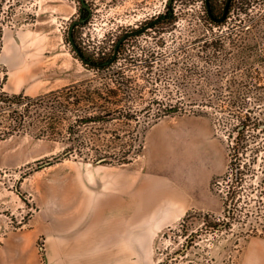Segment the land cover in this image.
Instances as JSON below:
<instances>
[{
    "label": "rangeland",
    "instance_id": "obj_1",
    "mask_svg": "<svg viewBox=\"0 0 264 264\" xmlns=\"http://www.w3.org/2000/svg\"><path fill=\"white\" fill-rule=\"evenodd\" d=\"M85 2L90 11L79 0H0V70L5 76L0 93L34 97L43 90L93 77L94 71L83 65L69 41L68 30L75 20L84 19L72 30L76 46L84 56L98 60L111 55L125 34L165 14L159 23L123 41L120 63L130 66L129 74L142 86L144 96L164 101L169 97L171 103L184 106V111L160 120L173 122L198 115L210 121L223 168L211 180L205 208L192 209L175 222L157 229L158 222L173 219L166 217L164 209L141 204V223L145 224L139 226L134 255L99 257V264H247L249 245L255 243L264 251V204L251 202L246 207V226L212 227L223 220V201L232 182L228 148L235 120L228 102L246 98V106L264 118V0H234L220 25L206 19L205 0H172L169 8L167 0ZM225 2L209 0L216 15L222 13ZM222 34L227 37L222 48H205V39ZM11 50L18 64L4 66V54ZM146 59H151L150 69L143 67ZM258 97L262 102L254 104ZM155 112L153 107L150 113ZM259 141L263 168L244 176V183L251 185L243 191L249 197L261 191L264 195V130ZM61 150L60 143L27 133L0 140V215L13 228L29 224L36 214L53 215L42 221L46 231L37 240L35 264H79L81 258L71 251L81 244L79 236L61 241L52 235L55 226L51 222L59 220L63 228L71 227L70 219L81 211L85 192L91 194V209L102 212L100 177L116 168H137L141 162L140 155L120 167H97L77 160L58 161L55 157ZM248 224L256 230L246 233ZM94 237L97 252L108 253L107 236ZM52 240L68 249L50 250Z\"/></svg>",
    "mask_w": 264,
    "mask_h": 264
},
{
    "label": "trees",
    "instance_id": "obj_2",
    "mask_svg": "<svg viewBox=\"0 0 264 264\" xmlns=\"http://www.w3.org/2000/svg\"><path fill=\"white\" fill-rule=\"evenodd\" d=\"M233 2L218 25L227 19ZM210 9L214 17L221 16L215 14L212 5ZM205 15L209 23H214L207 9ZM226 38L222 34L205 39L204 45L208 44L205 48L218 50ZM120 54L119 47L111 64L98 68L87 66L94 71L93 77L38 96L0 93V140L27 133L60 143L62 150L55 157L58 161L77 160L114 167L132 163L142 154L147 130L161 117L185 108L178 105L179 102L171 103L169 97L164 101L159 97L144 96L142 86L129 74L130 66L120 63ZM111 55L98 60L85 57L93 62H104ZM150 60H144L143 67L150 69ZM245 99L233 98L228 102L235 120L229 133L231 146L228 148L232 182L223 201V220L214 224V229L231 230L234 223L246 226L249 221L246 207L251 202L264 204L263 191L255 197L245 196L243 192L246 187H251L244 183V176L263 168L259 161L263 150L259 137L264 130L261 127L264 125L263 114L246 106ZM257 102H262V98H255L254 104H259ZM153 107L156 112L151 114ZM242 209H245L244 213ZM246 230L248 233L256 228L248 224Z\"/></svg>",
    "mask_w": 264,
    "mask_h": 264
},
{
    "label": "crops",
    "instance_id": "obj_3",
    "mask_svg": "<svg viewBox=\"0 0 264 264\" xmlns=\"http://www.w3.org/2000/svg\"><path fill=\"white\" fill-rule=\"evenodd\" d=\"M2 64H18L12 50L6 51ZM4 77L0 70V84ZM49 91L51 89L43 90L41 94ZM218 157L219 140L206 118L160 120L146 132L137 168H116L100 177V203L105 215L103 211L91 209V194L85 192L81 211L72 214L71 227L65 229L59 220H54L51 222L55 226L52 235L61 241L64 237L79 236L81 244L71 247L81 258L79 264H99V257L133 256L134 241L137 244L139 241V226L145 224L141 223V204H146L147 209H164L166 217L173 219L158 222V228L160 224L179 220L192 209L205 208L204 198L211 180L223 169ZM73 201L75 203L76 199ZM51 216L50 213L41 217L36 214L29 224L13 228L10 220L0 215V264H35L37 240L46 231L42 221L48 217L51 220ZM95 234L107 236L108 253L97 252ZM48 246L58 252L68 249L56 240L49 241ZM135 248L138 251V245ZM246 255L247 264H264V251L255 243L249 245Z\"/></svg>",
    "mask_w": 264,
    "mask_h": 264
},
{
    "label": "water",
    "instance_id": "obj_4",
    "mask_svg": "<svg viewBox=\"0 0 264 264\" xmlns=\"http://www.w3.org/2000/svg\"><path fill=\"white\" fill-rule=\"evenodd\" d=\"M232 0H226L224 6H223V10H222V13H221V16L220 17H214L212 15V11L210 9V4H209V0H205V4H206V9H207V13H208V16L212 19V21H214L215 23H221L225 17H226V14L228 12V9H229V5L231 3ZM79 2L81 3V6L84 8V9H87L90 11V7L86 4L85 0H79ZM172 0H167V8L170 7V4H171ZM165 17V14L157 17L156 19H154L153 21H151L150 23L142 26L141 28L139 29H136L134 31H131L127 34H125L123 37H121V39L117 42V44L115 45V48L113 50V53L111 55V57L104 61V62H93L89 59H87L82 53L81 51L79 50V48L76 46L75 44V41H74V38H73V35H72V30L73 28L75 27L76 24H79L81 22L84 21V19H78V20H75L71 23L70 27H69V30H68V34H69V41L72 45V47L74 48V52L77 54L78 58L80 59V61L82 63H84L86 66H90V67H104V66H107L109 64H111L117 57L118 55V49H119V46L123 43V41L125 39H127L128 37H131V36H135V35H138L139 33H141L143 30H145L146 28H149L151 27L152 25L154 24H157L159 23L163 18Z\"/></svg>",
    "mask_w": 264,
    "mask_h": 264
},
{
    "label": "bare ground",
    "instance_id": "obj_5",
    "mask_svg": "<svg viewBox=\"0 0 264 264\" xmlns=\"http://www.w3.org/2000/svg\"><path fill=\"white\" fill-rule=\"evenodd\" d=\"M158 228V227H157Z\"/></svg>",
    "mask_w": 264,
    "mask_h": 264
}]
</instances>
